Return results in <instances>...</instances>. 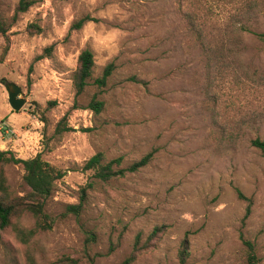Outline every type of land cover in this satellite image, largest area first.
Masks as SVG:
<instances>
[{"label":"rangeland","instance_id":"1","mask_svg":"<svg viewBox=\"0 0 264 264\" xmlns=\"http://www.w3.org/2000/svg\"><path fill=\"white\" fill-rule=\"evenodd\" d=\"M17 2L0 0L10 22L0 35V150L65 171L46 199L49 227L28 244L35 263L118 264L137 235L161 227L134 264H249L245 240L264 264V157L250 143L264 138V0H34L24 12ZM84 48L93 78L108 63L113 71L77 95ZM7 82L22 89L18 111ZM93 97L104 102L97 114ZM97 152L122 167L151 157L101 181L82 170ZM3 169L13 195L29 190L20 165ZM17 222L34 226L30 213ZM24 250L0 230V264H26Z\"/></svg>","mask_w":264,"mask_h":264},{"label":"trees","instance_id":"2","mask_svg":"<svg viewBox=\"0 0 264 264\" xmlns=\"http://www.w3.org/2000/svg\"><path fill=\"white\" fill-rule=\"evenodd\" d=\"M33 1L34 0H18L16 12L26 11L28 7L32 5ZM86 19L87 17L81 18L74 24V27H81ZM9 26L10 22L0 12V35L4 36ZM258 37L264 41V33H259ZM44 55L45 54H41L40 57H44ZM93 66L94 56L92 51L88 48L82 49L77 56L76 68L72 76L75 94L78 95L82 93L91 80H93V84L98 88H103L106 85L107 79L113 71V63L105 65L101 75L95 78H93ZM103 107L104 102L95 97H93L88 104V108L96 114L99 113ZM58 126L57 124V127ZM250 143L253 147L258 149L264 157V138L254 137L251 139ZM150 157L151 154L147 153L128 166L122 167L120 157L106 160L102 152H97L84 162L82 170L90 171L92 177L97 180L108 181L117 177H122L128 172L137 171L148 163ZM10 163L18 164L23 169L22 178L29 190L22 195H13L9 190L3 167ZM64 174V170L43 159L40 154L23 159L15 156L10 150H0V230L3 231L9 227L12 229L15 239L25 247L24 256L26 264H36L33 255L28 249V244L38 230H44L49 227L48 216L44 212L46 199L53 191L56 181L61 179ZM82 190L84 195L85 189ZM83 195L78 204H70L67 208L74 212H78L83 201ZM237 196L240 199H246L238 189ZM25 213H30L34 218V226L32 228L26 229L17 222L18 218ZM159 231H161V227H155L148 238L143 242H141L140 236L137 235L131 252L118 264H134L140 251L150 245L151 238ZM244 242L248 247L249 264H256L253 245L249 241L245 240ZM188 245V239L184 237L179 248V259L182 263L185 262L188 256ZM79 261L80 259L78 257L72 258L66 256L58 264H79Z\"/></svg>","mask_w":264,"mask_h":264},{"label":"water","instance_id":"3","mask_svg":"<svg viewBox=\"0 0 264 264\" xmlns=\"http://www.w3.org/2000/svg\"><path fill=\"white\" fill-rule=\"evenodd\" d=\"M5 89L7 91L9 105L14 111H18L25 104V98L20 97V94H22L21 87L16 83L7 82Z\"/></svg>","mask_w":264,"mask_h":264},{"label":"built area","instance_id":"4","mask_svg":"<svg viewBox=\"0 0 264 264\" xmlns=\"http://www.w3.org/2000/svg\"><path fill=\"white\" fill-rule=\"evenodd\" d=\"M9 131V129H4V133H7Z\"/></svg>","mask_w":264,"mask_h":264}]
</instances>
